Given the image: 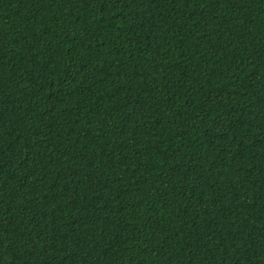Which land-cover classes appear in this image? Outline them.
<instances>
[{"label": "trees", "instance_id": "1", "mask_svg": "<svg viewBox=\"0 0 264 264\" xmlns=\"http://www.w3.org/2000/svg\"><path fill=\"white\" fill-rule=\"evenodd\" d=\"M0 264H264V0H0Z\"/></svg>", "mask_w": 264, "mask_h": 264}]
</instances>
